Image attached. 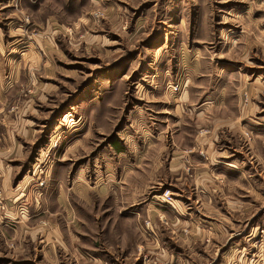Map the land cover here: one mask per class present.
<instances>
[{"label":"rangeland","instance_id":"1","mask_svg":"<svg viewBox=\"0 0 264 264\" xmlns=\"http://www.w3.org/2000/svg\"><path fill=\"white\" fill-rule=\"evenodd\" d=\"M0 108L20 187L144 173L126 243L264 260V0H0Z\"/></svg>","mask_w":264,"mask_h":264},{"label":"crops","instance_id":"2","mask_svg":"<svg viewBox=\"0 0 264 264\" xmlns=\"http://www.w3.org/2000/svg\"><path fill=\"white\" fill-rule=\"evenodd\" d=\"M7 118V110L0 108V189L4 197L0 211V264H134L138 258V264H150L151 256L161 264H173L175 255L151 250L160 247L157 239L156 244L148 240L137 244L120 238L121 232L137 228L135 214H120V208L139 202L146 186L144 173H130L124 168L117 178L109 172L94 188H88L78 172L65 188L57 176L53 189H44L39 196L38 190L30 188V179L23 187L12 182L13 170L7 158L15 147L4 138ZM124 159L119 156L120 162ZM174 161L176 158L172 157L171 162ZM151 166L159 168L161 164L153 161ZM105 178L111 188L108 203L103 199L105 190L101 183ZM173 206L179 214L185 213L177 207L180 204ZM138 209L149 210L146 203ZM193 240L190 236L182 238L183 244ZM151 251L159 254L148 256ZM253 259L250 257V264ZM179 264L184 261L180 259Z\"/></svg>","mask_w":264,"mask_h":264},{"label":"built area","instance_id":"3","mask_svg":"<svg viewBox=\"0 0 264 264\" xmlns=\"http://www.w3.org/2000/svg\"><path fill=\"white\" fill-rule=\"evenodd\" d=\"M178 86H179V84H176V85H174V88L177 89ZM42 183H43V180H40V181L38 182L39 185H41ZM3 200H4V197H3V195H2V190L0 189V211H1L2 207L4 206ZM18 207H19L21 210L23 209V208H22V205H19Z\"/></svg>","mask_w":264,"mask_h":264},{"label":"bare ground","instance_id":"4","mask_svg":"<svg viewBox=\"0 0 264 264\" xmlns=\"http://www.w3.org/2000/svg\"><path fill=\"white\" fill-rule=\"evenodd\" d=\"M169 194H170V193H169ZM167 196H168L167 194L163 195V196H162V197H163L162 199L165 200V201H167V202H169V200L166 198Z\"/></svg>","mask_w":264,"mask_h":264}]
</instances>
